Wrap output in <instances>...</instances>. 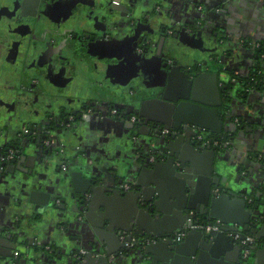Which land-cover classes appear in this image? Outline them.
<instances>
[{
	"label": "crops",
	"instance_id": "1",
	"mask_svg": "<svg viewBox=\"0 0 264 264\" xmlns=\"http://www.w3.org/2000/svg\"><path fill=\"white\" fill-rule=\"evenodd\" d=\"M92 1L87 12L99 10ZM153 2L142 14H129L115 22L126 34L130 28L142 27L135 41L130 40L136 47L129 42L126 48V35L120 40V49L127 56L119 58L127 67L137 63L132 60L135 57L157 60L162 37L174 39L181 47L188 39L196 41L187 47L194 52L191 65L198 67L192 76L187 75L193 78V85L185 83L181 72L189 70L188 63L187 68L180 65L178 49L167 61L170 79L164 78L157 86L158 93L133 87L139 93L128 100L127 89L112 88L113 104L142 119L134 126L129 119L104 113L110 99L105 81H93L94 62L87 66L78 61L80 67L66 73L72 77L70 84H53L48 93L49 119L66 120V113L76 112L82 116L81 124L70 135L59 132L54 139L57 145L58 141L66 146L62 156L56 151L35 153L36 149L25 155L18 146L21 158L33 162L24 167L26 173H2L0 264H76L81 251L87 252L82 264H264V251L251 258L253 248L264 245L252 233L258 229L264 240V91L249 87L255 72L264 73L260 50L264 45V0ZM153 28L156 33L151 32ZM151 34L156 36L154 41ZM94 36L92 41L99 50L104 48ZM137 47L143 48L141 54ZM176 61L180 63L176 65ZM38 121L36 116L32 126L38 127ZM152 125L165 131L163 137L148 135ZM198 135L220 144L204 146ZM14 139L5 146L14 147ZM208 147L215 151L204 152ZM147 158L151 162L148 168L143 162ZM179 162L182 167L175 168ZM217 176L230 181L240 176L247 185L238 190L244 199L216 198L213 178ZM133 181L137 185L131 191L122 189ZM141 198L154 213L141 205ZM213 200L217 203L213 209L206 206L208 215L197 212V207ZM188 215L205 224H223L214 236L220 250L204 254L197 247L196 233L189 234L183 255L159 244L153 248L152 260L144 261L136 247L130 252L122 248L121 236L141 233L154 240L186 233ZM236 232L258 242L248 260L233 239Z\"/></svg>",
	"mask_w": 264,
	"mask_h": 264
},
{
	"label": "flooded vegetation",
	"instance_id": "2",
	"mask_svg": "<svg viewBox=\"0 0 264 264\" xmlns=\"http://www.w3.org/2000/svg\"><path fill=\"white\" fill-rule=\"evenodd\" d=\"M91 5H94L92 0H0V173L17 158L22 167L33 162L30 159L26 163L21 158L23 153L27 155L36 149L35 153L47 154L50 148L57 146L54 138L47 134V126L52 123L46 113L51 101L48 95L50 88L55 83L57 87L70 84L72 77L69 79L66 73L73 67L75 70L79 68L78 61L88 66L89 62L99 59L101 49H105L100 54L104 61H97L94 65L93 81L97 78L98 83L100 79L105 81L110 101L104 113L117 119H129L134 126L143 122L113 104L110 98L113 96L112 88L120 86L123 91L127 89L126 99L132 100V94L139 93L132 90L133 87L143 91L148 90L147 85L152 89L160 82L153 80L148 72H141L145 64L143 59L132 58L134 63L137 62L134 66L124 64L125 60H121L119 55H127L124 54L125 49H120V40L126 35V48L130 44L133 48L136 47L135 36L129 31L127 34L120 31L116 24L113 27L119 20L109 16V20L106 19L100 9L87 12ZM141 30L139 25L138 31ZM95 34L104 47L100 50L92 41ZM141 52L143 48L138 49V53ZM68 114L65 117L71 120L80 116L76 112ZM36 116H39L38 122L43 128L42 133L35 137L37 127L32 124ZM4 136L7 137L3 139ZM12 139L16 145L6 147L5 144ZM81 252L77 253L76 264H82L85 255Z\"/></svg>",
	"mask_w": 264,
	"mask_h": 264
},
{
	"label": "water",
	"instance_id": "3",
	"mask_svg": "<svg viewBox=\"0 0 264 264\" xmlns=\"http://www.w3.org/2000/svg\"><path fill=\"white\" fill-rule=\"evenodd\" d=\"M95 1L98 4L99 9L102 11L104 17L108 20H109V17L119 19L120 17L127 16L129 14H134V15L142 14V12H141L142 10H145L149 5H152L154 3L153 0H95ZM92 2H94V1H92ZM115 2L119 3V5H116ZM154 15H155V18L158 21H160L158 18L160 16L158 11H155ZM113 27H115V23L113 24ZM148 31H149V29H148ZM139 32L140 31H138V28H130V30H129V33L132 34L133 36H135V38H137L139 36ZM151 32L156 33V28L151 29ZM178 37L179 36H175L176 39ZM150 38H151V41H154L156 36L154 34L153 35L151 34ZM147 39H148V36L145 37V40H147ZM192 43L197 44L196 41L190 42V40L188 39L186 42H184V45L181 47L175 43L174 39H172L170 37H165V38L162 37V39H161L162 46L160 47V55L158 56V59L157 60H143L145 62V64L143 65V69L141 72L142 73L148 72L149 75H152V77H154V78H152L153 80L158 79V81L160 82L159 84L164 82L163 81L164 78H167V82H168V79H170V72L171 71H170V68H168L167 61L170 58H173L175 56L176 50L179 51L178 49H180V53H179L180 54L179 61L181 62L180 65H182V67H183V66H185V64L188 63L187 66L189 68V70H187L186 72H181V73L184 74V79H185L186 85H193V83H194L193 78L190 79V77L187 76L188 74H191V76H192L194 74V72L198 71V67H193L191 65V61H190L193 58L192 55L194 52L193 53L191 52L192 48H190V49L187 48ZM179 47H181V48H179ZM146 53H147V50H146ZM180 62L176 61V65ZM187 66H185V68H187ZM139 78H141V77L139 76ZM155 86H156V84H155ZM155 86L152 89H150L151 86L147 85L148 92L158 93L160 90L159 89L156 90L157 86L156 87ZM81 120H82V116L80 115L75 120H71V119L67 118L66 120H57L56 122H52L51 124H48V126H47V128L49 130V131H47V134L51 135L52 138H54V139H58L57 136H58V134H60L59 132L65 134V135H70L71 132H69V131L75 130V128H77L81 124L80 123ZM157 125H152L153 128H152L151 134L149 132L148 135H150L151 137H154V136H162L163 137V134L165 131L163 129H159ZM65 127L69 128L70 130L61 129V128H65ZM42 128L43 127L40 124L35 129V132L37 133L38 131H40L42 133ZM73 133H74V131H73ZM46 137L47 136H45V138ZM164 138L166 139V136H164ZM39 140H41V136L38 137V141ZM57 143H58V145L55 143L57 145L55 148L54 147L50 148V152L55 153V151H56V153H59V155L62 156L63 150L66 146L64 145L62 147V145L58 141H57ZM153 149H154V147L151 146V150H153ZM203 150H204V152H208V151L210 152V150L215 151L214 149H211V147L205 148ZM47 154H48V152H47ZM22 159H24V157H22ZM143 162H145L146 168H148V165H150V163H151L150 158H147L146 161L143 160ZM21 163L22 162L18 161V158H17V160H14L13 162L9 163V165L6 167L5 171L3 172L5 174V176H7L9 174L15 175V173H16L15 170H18L20 173H22V172L26 173L27 171H26V169H24V167H22ZM181 165H183V163L179 162V163H177V166L175 168H179ZM1 177H2V173H0V178ZM239 177L237 176L236 179H234L232 181L228 180V178H219L218 176L214 177L213 178V186L216 190L214 192V196L216 198L219 197V198H227V199H230V198L244 199L245 195L243 193H239L238 190H240V188H242V187H246L247 185H246V182L241 177L240 178ZM17 182H20V181H17ZM132 184L135 187L137 185V182L133 181ZM141 200H142L141 205L146 207L148 212L154 213L155 210L150 208L149 205H147L146 203H144L147 201L143 200V198H141ZM216 203H217V200H213L211 202L209 201L204 206L197 207L196 210L201 215H203V214L208 215L209 212L207 211L208 208L206 206L208 205L211 207V209H213L212 207H214ZM48 205L50 207H52L53 203H50ZM57 208L59 209V207H57ZM197 219L198 218L196 216L191 217V215H188L187 216L188 226L191 227L193 222H197ZM253 221L254 222L252 223V226H255V220H253ZM36 225H37V223L32 224L33 227H35ZM176 232L178 233L179 230H177ZM190 233L191 234L196 233L199 236V239H198L199 241H198L197 247L201 248L203 250L204 254H205V252L212 253V252H215V251L221 249V247L219 246L220 242H218V240H214V236L217 234V232L206 233L205 231H203L201 229H190V230H188L185 233L184 237L180 241H177L175 239L176 233L175 234H172V233L171 234H165L161 238L154 239V240L152 239L153 237H150L149 235L144 236L141 233H139V235H137L138 237L128 236V240H132L135 238V241H136L135 247L138 250V252L140 253V256L142 257V259L144 261H150V260H152L151 254L153 252L154 246H158L159 244L168 245V246H170V250H172L173 252L181 253V255H183L185 253V251H183V248H185V245L187 243V238L189 237ZM252 233L254 235L255 234L258 235L257 241L259 243L264 241L262 239V237L259 235L261 233L259 232L258 229L254 228ZM201 244H203V245H201ZM2 245H3V247L7 248L6 245H4V244H2ZM135 247H133L131 249H127V248H125L124 244L122 245V248L125 249L124 251H128V252H130V250L135 249ZM238 249H240V248L238 247ZM263 251H264V245H262V247L261 246L254 247L251 258L255 259V257L257 255H261L263 253ZM9 256H12V255L10 254ZM101 257H102L101 255L97 256V258H99V259ZM124 260H125V258H124ZM197 263H200V261L198 260ZM192 264H194V263H192Z\"/></svg>",
	"mask_w": 264,
	"mask_h": 264
},
{
	"label": "built area",
	"instance_id": "4",
	"mask_svg": "<svg viewBox=\"0 0 264 264\" xmlns=\"http://www.w3.org/2000/svg\"><path fill=\"white\" fill-rule=\"evenodd\" d=\"M134 120L135 119H133V121ZM198 137H199L198 138L199 141H201L204 146H209L212 144L214 146H219V144H220L218 141H212L211 139H208L205 135H198ZM152 161H154V158L152 159ZM133 187L134 186L132 183H127V184H124L122 186V189L124 191H131ZM190 229H201V230L205 231L206 233L219 232L223 229V224L220 222H213L210 224L193 222L191 227L188 228V230H190ZM184 235H185V232H180V233L175 235V239L177 241H180L184 237ZM233 239L241 247V249L243 251V258L245 260H248L250 255H251V252H252V247L255 245V239L251 238V237L246 238L240 232H236L235 234H233ZM122 240L125 242V247L127 249H131V248L136 246L135 239L128 240L127 236L126 237L122 236ZM81 254L86 255L87 252L82 251Z\"/></svg>",
	"mask_w": 264,
	"mask_h": 264
},
{
	"label": "trees",
	"instance_id": "5",
	"mask_svg": "<svg viewBox=\"0 0 264 264\" xmlns=\"http://www.w3.org/2000/svg\"><path fill=\"white\" fill-rule=\"evenodd\" d=\"M260 50H261V53H264V45L260 47ZM249 87L264 91V73L255 72V74L253 75L252 81H250L249 83ZM197 222L203 223L204 221L200 219V220H197ZM257 243L258 242L255 241V244Z\"/></svg>",
	"mask_w": 264,
	"mask_h": 264
},
{
	"label": "rangeland",
	"instance_id": "6",
	"mask_svg": "<svg viewBox=\"0 0 264 264\" xmlns=\"http://www.w3.org/2000/svg\"><path fill=\"white\" fill-rule=\"evenodd\" d=\"M102 59L104 60V57H102ZM97 61H101V55L99 56V59H96L95 61H94V64H96L97 65ZM69 72H71L72 73V69L71 70H69ZM77 79H78V75H77ZM76 80V79H75ZM75 85V84H74ZM72 88H73V86H72Z\"/></svg>",
	"mask_w": 264,
	"mask_h": 264
}]
</instances>
